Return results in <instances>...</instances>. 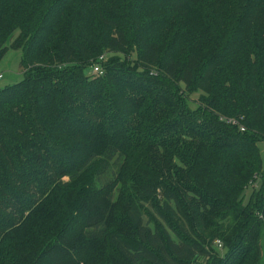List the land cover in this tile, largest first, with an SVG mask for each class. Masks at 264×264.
Masks as SVG:
<instances>
[{
  "label": "trees",
  "instance_id": "trees-1",
  "mask_svg": "<svg viewBox=\"0 0 264 264\" xmlns=\"http://www.w3.org/2000/svg\"><path fill=\"white\" fill-rule=\"evenodd\" d=\"M75 2L0 0V60L18 31L11 44L22 49L25 68L20 82L0 89V264H260L264 0ZM246 41L256 58L249 54L238 67L241 87L234 75L229 81L230 95L244 94L246 104L236 112L223 106L220 77L197 109L181 92L185 107L157 133L166 132L172 149L186 136L185 149L166 157L155 151L164 142L149 155L138 150L147 97L158 119L156 108L177 103L178 83L209 89ZM98 45L113 58L135 51L141 68L105 57L104 74L89 75L102 52L87 65L60 63L67 51L85 59ZM120 156L111 180L95 173Z\"/></svg>",
  "mask_w": 264,
  "mask_h": 264
},
{
  "label": "rangeland",
  "instance_id": "rangeland-1",
  "mask_svg": "<svg viewBox=\"0 0 264 264\" xmlns=\"http://www.w3.org/2000/svg\"><path fill=\"white\" fill-rule=\"evenodd\" d=\"M79 1L80 0H76V2H75L76 6H78ZM208 4L211 5L212 0H210V3L208 2ZM206 9H205V20L207 23H209V21L212 22V19L209 20L210 11H209L208 7ZM235 13L237 15V11H235ZM228 15L230 16V19L234 18V14L231 11L228 12ZM27 29H28V32L24 36V39L25 38L27 39L28 35L31 33L32 25H30V27ZM215 31L216 30L212 27V32H215ZM18 37H19L18 31L11 36L10 41H8V43H7L8 46L10 45V47H9L8 51L5 53V55L3 56V58L0 60V74H2V78H0V89L6 87L8 85L18 83L25 77V68L21 63L23 51L21 48H14L13 45L11 44V42L15 41V39H17ZM96 37L99 38V32H98V34L96 33ZM99 40H100V38H99ZM215 43H216L215 41L212 43L210 42L207 50L205 49L204 52H206V51L208 52L209 50H211L212 46ZM252 46H253V44L251 43V41H246V43L239 49V52L235 55V58L233 57V60L231 62L228 61L227 63L220 66L218 71L215 73L214 78H212V80H211L209 89L203 90V89L197 88L196 82H194V81L191 83H185V82L178 83V92H177V90L173 91L174 100L176 98L177 101L176 100L175 101L177 103L173 104L170 108H167V109L165 107H164L165 109H162V107L156 108L157 111L159 112L158 119H155L153 117V114L150 112L151 108L154 111V106L156 104L153 106L151 97L150 96L147 97V99L145 101V107L151 106V108L146 113V116L148 117L147 121H145L143 119H139V121H142V123L144 122L142 127L140 128V130L143 131V133H142L143 142L139 143V148H137V149L140 150L141 152L149 155V152L151 150V146L153 144L159 143V142H164L162 145V149H158L155 151L160 152L162 150L161 153L164 154L165 157H166V154L169 155L170 153L183 151L185 149V146H186L184 144L185 140H188V138L186 136L185 137H184V135H182V137L180 136V139H179L180 144H176L174 146V148L172 149L166 145V132L159 131L157 133V130H159L161 125L164 124L167 120H169L172 116L178 115V114H180V112H182L181 110H182V107L183 108L185 107V103L182 102L183 101L182 99H180V96H181L180 93L181 92H184L186 97H187V100H188L187 105L193 109H197L200 104L205 103V101H203L204 98H208V97L210 98L212 96L213 91L215 90V88L217 86V80L219 77H220V81L222 82V85H223V90L221 91L222 92L221 93V95H222L221 103L223 104V106H227V107H228V105L233 106L235 108L234 109L235 112L238 111L240 107L242 108V106L246 104L247 97L243 94V97L240 98V95L238 93H232L230 95L231 90H235V88H234V84L232 82L229 83V81L231 80V78L234 75V81L238 84L239 87H241L242 75L240 77H238V74L241 73L240 69L238 67H241L243 69V62L245 61V59H247V56L249 54H251L252 60H254L256 58L255 54L253 53ZM105 49L106 48H104L103 45H98L97 51L92 52V53L87 52L85 59H80L77 57L74 58L73 55L70 54L69 51H67L65 54H63V58L60 61V63L80 61L81 64L87 65V64H90L91 62L95 61L96 58H98L96 56L102 52L101 54H104L106 57L105 61L112 62V61L118 60L123 65V69H125V70L137 72V70H139L141 68L139 63L137 62V57L135 55V53H136L135 51H133V50L131 51V49H130V50H128L129 53H127L128 54L127 57H125L123 54H120V58H113V56H114L113 54H107V52L102 51ZM185 53H186V50H184V52L182 54V58H184ZM131 54H132V57H131ZM94 64L95 63H93L92 66ZM102 67H103V65H102ZM146 71H147V68H146ZM87 72H89V75L94 74L91 67H90V69L88 68ZM243 73H244V71H242V74ZM240 104H241V106H240ZM146 111H147V109H146ZM154 114L157 115V113L155 111H154ZM231 120H234V118H231ZM252 130H251V132H252ZM167 137H170V139H172V135L167 136ZM257 145H258V149H259V153H260V157H261V161H262V166L264 169V140L258 141ZM173 151H175V152H173ZM122 160H123V156H120L118 161L116 162V165H114V166L111 165L105 169H103L105 166L102 165V167H100V165H99L95 168V173H98L99 171L103 170V173H105V174L102 176H104L106 178V180H111L110 179V178H112V177H110L111 173L114 172V174H115L120 170V168L123 164ZM89 175H90V178H89V180H90V179H92L93 175L90 173H89ZM126 180L129 181L127 176L125 177V182H126ZM260 185H261V177L258 176L253 181V183L249 184L246 187L245 192H244L245 193V195H244V203L245 204H247L250 201L251 195L253 194V191L258 189L260 187ZM261 243H262V254H261L260 264H264V240H262ZM94 251L98 254L99 253L103 254L104 257L108 254V251H106L101 245H97L94 248ZM91 259H94V258L92 257ZM95 264H97L96 260H95Z\"/></svg>",
  "mask_w": 264,
  "mask_h": 264
},
{
  "label": "built area",
  "instance_id": "built-area-1",
  "mask_svg": "<svg viewBox=\"0 0 264 264\" xmlns=\"http://www.w3.org/2000/svg\"><path fill=\"white\" fill-rule=\"evenodd\" d=\"M105 59L104 55H101L98 59L97 62H95V64L91 67V69L93 70V73L95 75H102L104 74V69L102 67V61ZM0 78H2V74H0ZM232 123H238L236 120H230ZM242 130H244V127L241 125L240 126ZM218 245L221 247V243L218 241L217 242Z\"/></svg>",
  "mask_w": 264,
  "mask_h": 264
}]
</instances>
